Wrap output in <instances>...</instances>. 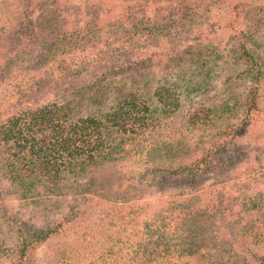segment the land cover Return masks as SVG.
Returning <instances> with one entry per match:
<instances>
[{
  "label": "rangeland",
  "instance_id": "1",
  "mask_svg": "<svg viewBox=\"0 0 264 264\" xmlns=\"http://www.w3.org/2000/svg\"><path fill=\"white\" fill-rule=\"evenodd\" d=\"M245 38L264 74V0H0V125L49 104H78L100 121L117 110L149 116L127 127L137 135L104 124L101 153L67 160L56 180L13 182L0 162V264H15L21 237L45 235L69 213L60 233L31 245L27 264H132L126 248L156 214L176 217L164 221L174 246L180 219L184 231L200 227L197 251L236 253L231 264L264 258V77L240 75ZM130 61L139 63L94 83ZM250 88L260 113L241 124ZM168 92L177 108L167 111ZM206 151L214 171L195 191L159 182L160 169Z\"/></svg>",
  "mask_w": 264,
  "mask_h": 264
},
{
  "label": "trees",
  "instance_id": "2",
  "mask_svg": "<svg viewBox=\"0 0 264 264\" xmlns=\"http://www.w3.org/2000/svg\"><path fill=\"white\" fill-rule=\"evenodd\" d=\"M248 39H243L236 48L235 60L240 61L247 66L240 72V75L251 77L250 80L254 84L264 77L261 73L257 62L251 52L247 49ZM139 62L130 61L117 68L107 69L104 73L93 77L94 83L98 84L103 79L113 80L122 72L132 69ZM89 87V84L87 86ZM83 87V88H85ZM82 88V89H83ZM81 89V90H82ZM256 89L250 88L243 102V114L241 124L250 119L253 114L260 113L257 106V98L255 97ZM155 93V92H154ZM163 107L168 111L177 108L176 100L168 92L167 101L161 98ZM107 118V120H106ZM149 116H143L137 113H123L117 110L111 114H106L105 119L100 121L83 115L77 104L76 107L68 105L49 104L39 106L38 108H26L17 115L10 117L0 125V162H4L5 170L8 176L15 180L27 178L30 175L43 176L48 179L56 180L60 168L67 160L79 157H85L91 160L98 156L103 148V136L101 127L107 123L114 128L123 132H131L128 130L130 125H143V120H148ZM159 122V120H155ZM153 128V126H151ZM150 139V138H149ZM151 144V142H149ZM103 153V152H102ZM212 151H206L200 157L193 161L174 168H164L159 170V182L166 183L168 186L183 184L188 187L198 188L202 175L207 172H213V165L210 158L213 157ZM236 157L222 160L221 165H228L235 162ZM202 187L199 189L201 190ZM197 190V191H199ZM76 213H69L62 218L61 222L56 224L45 235L33 234L24 235L19 241L16 249L15 264H27L29 254L31 253V245L38 242L39 238H46L50 235L60 233L62 225L73 218ZM171 217H162L156 214L152 218V223L146 226L148 229L139 237L137 245L129 246L127 251L131 250L129 262L132 264H179L174 261L177 254L181 256L195 255L196 253L207 260L212 256H216L221 264H231L237 256L236 253H212L210 250L197 251L195 247L199 242L204 243V239L200 236L201 230L199 226H190L184 231L187 224L178 219V223L185 225L181 227L183 236L176 238V243H171L168 239V232L165 227L166 221ZM176 218V217H175ZM171 218V219H175ZM189 218H185L187 220ZM165 221V222H164ZM169 225V221H168ZM214 236L210 232L209 243H212ZM173 242V241H172ZM177 248V250H176ZM178 251V252H176ZM176 252V254L174 253ZM187 254H182V253ZM251 259L254 264H264V258L251 253ZM230 260V262H229ZM172 261V262H171ZM229 262V263H228Z\"/></svg>",
  "mask_w": 264,
  "mask_h": 264
}]
</instances>
